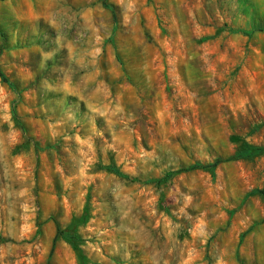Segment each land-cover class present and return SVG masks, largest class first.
Here are the masks:
<instances>
[{"label": "clouds", "instance_id": "9594fccd", "mask_svg": "<svg viewBox=\"0 0 264 264\" xmlns=\"http://www.w3.org/2000/svg\"><path fill=\"white\" fill-rule=\"evenodd\" d=\"M109 2L119 31L101 0H0L8 8L0 12V48L12 49L0 65L10 71L16 65L6 63L9 56L36 58L37 73L51 62L57 77L21 79L20 90L0 82V264H32L28 251L39 264L49 248L47 231L42 237L35 225L37 201L45 200L50 179L63 189L58 206L70 202L77 215L91 186L93 218L79 226L83 242L77 241L88 264H102L101 248L119 264H184L189 248L198 251L200 264H238L237 252L246 264H264V195H248L264 190V0H153L159 29L148 0ZM113 35L115 45L107 43ZM157 53L167 66L163 75L154 68ZM117 55L127 76L113 71L121 67ZM236 67L240 73L232 76ZM128 76L141 97L154 96L161 84L172 88L175 124L158 122L156 105L141 103L127 89ZM190 101L198 106L195 116ZM38 116L44 118L40 128ZM52 129L55 135H47ZM40 135L60 157L57 162L55 151L39 157L34 192ZM112 157L119 174L106 171ZM21 159L27 177L17 167ZM89 169L95 178H86ZM213 169L215 182L205 174ZM161 201L170 217L156 215ZM158 218L164 224L159 230ZM57 220L61 232L69 227L65 217ZM241 233H248L243 243ZM52 264L81 261L77 253L58 251Z\"/></svg>", "mask_w": 264, "mask_h": 264}, {"label": "rangeland", "instance_id": "374dc122", "mask_svg": "<svg viewBox=\"0 0 264 264\" xmlns=\"http://www.w3.org/2000/svg\"><path fill=\"white\" fill-rule=\"evenodd\" d=\"M148 2L152 5L153 22H154L156 28L159 29L160 17L155 12V3H153V0H148ZM101 3H102V7L104 9H106L112 13L113 18L116 20L115 31H119V20H118V16L116 13V7L113 4H111L109 2V0H101ZM93 7H95V5H93ZM0 12H3V13L8 12V8H7L6 4L0 6ZM141 19H142V25L141 26L143 27L144 22H145V18L142 17ZM158 34L162 35V36H167L166 31H160ZM145 36L146 37L148 36L147 32H145ZM3 39H5L4 34L0 33V40H3ZM206 40H207V37H205L204 39H201L199 41V43L203 44L206 42ZM115 42H116V37H115V35H113L111 40H109L107 43L115 45ZM216 47H217V49L222 51L223 44H218V45H216ZM5 51H12V49L0 48V58H3ZM107 51H108L107 48H102L101 49V55L106 56ZM115 59L117 61H120L121 67L113 68V71L114 72L124 71L125 76H127V72L124 70V67H123L124 61L120 60L119 55H117L115 57ZM153 61H154L155 71L158 74L163 75L167 72V66H166L164 59L161 55H159L157 53L153 57ZM6 63H8L9 66H11L12 64H15L16 66L14 68H11V70L9 71L3 65H0V68L2 69V71L5 73L6 77L9 80V82L6 83L0 77V82L7 85L10 89H13V90H20L19 89V83H20L21 79L27 80L28 78H33L37 82L40 80L41 77L49 78V82H55L57 79L56 75L54 73H52L51 62H49V64H48L47 71H45L43 73H37L35 71L36 58H32L31 61H20L19 58L9 56ZM101 66L103 67V62H102ZM239 73H240L239 67H236L234 70H232L230 72V74L232 76H236ZM127 79H128V84L126 85L127 89L130 92H135L136 96L139 98L141 103H149V104H155L156 105L157 111L155 113V117L162 126L167 128L168 125L175 124L177 109H176L175 100L173 99L174 94H173L172 88L167 87L164 84H161L159 86V88L157 89L154 96H152V97H141L139 94V89H137L136 85L132 82V78L130 76H128ZM156 79H159V76H157ZM107 83H108L107 80H105V84H107ZM64 87L66 90H70L72 86L70 83H66L64 85ZM22 91H25V92L28 91V87H25ZM32 91L35 92L37 98L40 99V93H39V91L36 90V87L34 85L32 86ZM108 91L110 92V94L112 96L116 95L115 89H113L110 85L108 86ZM50 98L51 97L48 94H45L44 99H50ZM120 99H121V102H123L125 97L121 96ZM189 104H190V107L193 109V115L195 116L198 113V106H197L195 101H190ZM145 119H147V117H145ZM36 120L39 121V123L36 125V127L40 128L43 125L44 118L42 116H38V117H36ZM170 130L175 131L173 129H170ZM134 131H136V130H134ZM47 135H55V129H52ZM79 141L80 142L84 141V137L82 135L79 136ZM130 147H134V143L130 144ZM35 149H36V153H37V159L34 161V169H33V172L31 174L32 177L36 181V186L33 190L34 192L39 191V181L41 178V171H40L41 160L39 157L43 154H46L49 151H55L56 152L57 162H58L59 157H60L59 148L58 147L53 148V146L47 142V138L45 135H40L39 137L36 138ZM17 151H18V149H17ZM45 159L46 160H52L53 158L51 156H45ZM111 159H112V164L110 167L116 168L114 157H112ZM17 167L19 169H21V171L23 172L25 177H27V175H28L27 167H26L23 159H21L17 162ZM110 167H108L106 169V171L112 172V171H110ZM205 174L210 175L213 182H215V179H216L215 171H214V173H212V172H208L207 170H205ZM88 176L95 178L96 172L89 169L86 173V178ZM66 179H68L70 182V177L66 176ZM164 182H166V180H163V181L161 180L160 182L150 181L149 183H164ZM134 183H135V181H134ZM48 187L50 190L46 193L45 200L44 201H37V217H36L37 224L35 225V227L39 229L38 234L42 237L44 236L45 231H47L48 237L51 241V244H50L49 248L47 249V251L39 256V264H48V263L52 264V257L54 255H56L58 251L60 252L61 255H67L69 252L77 253L74 250L73 246L65 239L64 236L56 238V235H57L56 222H58L57 216H63L66 218V223L69 226L66 230L69 231V234H74V233L77 234L78 235L77 241H79L81 243L83 242V240H82V237L79 233V226L80 225L86 226L88 224V221L93 218L92 217V212H93L92 194H91V190H90L91 186H88L89 191L84 195L85 203H84L83 209L81 210L79 215H77L75 213L74 209L70 206V202H69L68 206H65V207H59L58 206V201L62 198L63 189L61 188L60 183L57 180L50 179L48 181ZM0 190H2V189H0ZM259 191L260 190L253 189L248 193V195L249 196L256 195L257 193L260 194ZM20 194H21V197H24L25 195H27V189L20 190ZM24 210L25 211L28 210V205L24 206ZM45 211H47L49 213L48 219L45 221L44 224H41V223H39V217L41 215H43V213ZM161 213H163L164 216H166V217L171 216V210L166 208L162 201L158 205L156 215L159 217ZM234 214H235V209L227 212L228 216H233ZM97 216H99V213H97ZM155 223L157 225L158 230L164 226L162 220L159 218L155 220ZM229 226L231 227V221H229ZM32 227H33L32 224H25L24 225V229L26 231H31ZM247 235H248V233H241V235L239 237V240L241 243H243V241ZM185 236H186V234H182L178 237V239L183 241L185 239ZM214 238L215 237H213V239ZM189 240H190V237H189ZM61 242H62V246L58 248V245H61ZM209 244H211V240L209 241ZM52 249H53V252L51 254ZM100 253L104 257L102 264H119V260L114 256H109V254L107 252H105V250L103 248L100 249ZM24 255L25 256H33L32 264H37V259H36L35 253L28 251V252H25ZM78 257H79V260L81 261V264H88V258L83 254V252H81V254H78ZM205 258L207 259V255H205ZM236 259H237L238 264H246L245 260L240 258L238 252H237ZM24 264H27L26 260L24 261ZM184 264H200V256H199L198 251L193 249V248H189L188 254L185 256Z\"/></svg>", "mask_w": 264, "mask_h": 264}, {"label": "trees", "instance_id": "16d2710c", "mask_svg": "<svg viewBox=\"0 0 264 264\" xmlns=\"http://www.w3.org/2000/svg\"><path fill=\"white\" fill-rule=\"evenodd\" d=\"M0 77L2 78V80L6 83L9 82L8 78L6 77L5 73L2 71V69L0 68ZM110 171H115L117 174H119V170L113 167H110ZM214 169L211 171L212 173H214ZM170 177H166L164 180L168 179ZM161 181V180H160ZM158 181V182H160ZM163 181V180H162ZM260 195H264V190H260L259 191ZM56 228H57V235L56 238L64 236L65 239L73 246L74 250L77 252V254H81V251L79 250V245L77 243V238L78 235L77 234H69L68 230H65L63 232L60 231V225L58 222H56ZM53 252V249L51 251V254ZM51 256V255H50ZM50 264V263H48Z\"/></svg>", "mask_w": 264, "mask_h": 264}]
</instances>
